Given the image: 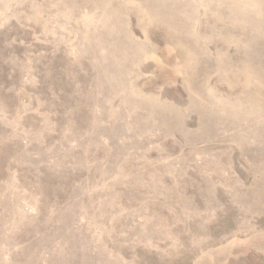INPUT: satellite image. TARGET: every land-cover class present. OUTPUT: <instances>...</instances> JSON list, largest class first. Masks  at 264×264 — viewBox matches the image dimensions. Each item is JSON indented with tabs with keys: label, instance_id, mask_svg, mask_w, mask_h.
Returning a JSON list of instances; mask_svg holds the SVG:
<instances>
[{
	"label": "rangeland",
	"instance_id": "1",
	"mask_svg": "<svg viewBox=\"0 0 264 264\" xmlns=\"http://www.w3.org/2000/svg\"><path fill=\"white\" fill-rule=\"evenodd\" d=\"M0 264H264V0H0Z\"/></svg>",
	"mask_w": 264,
	"mask_h": 264
}]
</instances>
